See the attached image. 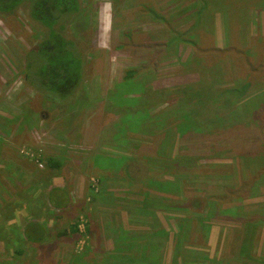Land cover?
I'll return each mask as SVG.
<instances>
[{"label": "rangeland", "instance_id": "rangeland-1", "mask_svg": "<svg viewBox=\"0 0 264 264\" xmlns=\"http://www.w3.org/2000/svg\"><path fill=\"white\" fill-rule=\"evenodd\" d=\"M84 2L90 25L74 22L88 37L83 101L70 117L53 114L25 82V60L34 58L26 51L44 30L24 8L0 14V264H85L76 253L113 250L107 216L132 230L156 216L164 264H264V74L244 95L224 93L249 83L247 55L263 58L264 0ZM65 31L76 34L70 24ZM129 70L138 73L117 89ZM173 108L202 123L185 134L172 121L151 137L121 133L127 115ZM134 156V169L149 171L139 184L125 175ZM44 157L61 166L50 170ZM58 187L66 195L53 199L71 202L62 215L45 197ZM143 205L151 221L138 211ZM28 218L50 224L34 249L14 227ZM181 220L188 229L178 240ZM64 229L63 237L54 232ZM248 236L251 257L241 254Z\"/></svg>", "mask_w": 264, "mask_h": 264}, {"label": "trees", "instance_id": "trees-1", "mask_svg": "<svg viewBox=\"0 0 264 264\" xmlns=\"http://www.w3.org/2000/svg\"><path fill=\"white\" fill-rule=\"evenodd\" d=\"M85 3L89 6V2H84V0H0V14L12 15L18 9L24 8L28 12L30 19L35 22L39 28L44 30L45 34L43 38H41L30 50L26 51V53H32L34 58L30 61L25 60V82L32 87L39 96L42 95L49 105L53 104V106H51L53 114L57 113L60 117H65L64 113L67 117H70L72 112L74 110L76 111L77 106L80 107V103L83 101L82 93L79 94V91L84 84L86 52L88 50L86 44L88 43V37L85 34L86 29H76L74 22H76V24L77 21L84 23L86 27L90 25L88 19L90 13L87 9L88 7H84V5H86ZM67 24L73 26L77 35L74 34V37H72L69 32L65 31ZM83 41H85V43ZM249 55L250 56L247 55L245 57L251 73L249 83H246V87H242L241 85L232 86V88L230 87L225 90L224 93L229 97H232L233 94L244 95L246 90L251 86L250 84L253 81V76L257 73L264 74V54L261 60H257L255 55ZM35 68L38 69L36 72ZM137 73V70L127 71L122 84L118 85L117 89L119 87H127L129 85V80L135 77ZM200 85L201 82L191 87L197 90V86ZM185 89V92L188 90L190 91L189 87ZM207 90L206 93L208 94H212L211 92L215 93V89L213 88H207ZM201 91L203 92V89ZM176 92L178 95L184 93L178 92L177 90ZM202 92L193 93L201 95ZM247 98L248 105L251 103L252 97ZM172 111L168 109L154 116L141 115L139 113L127 115L122 119V127L125 129L124 132L122 131L121 133L141 134V129H144L150 132L143 133V135L146 134V136L151 137L152 134L158 133L164 129L167 122L172 121L177 132L185 134L193 131V129L196 130L198 126L192 128L193 124L199 125L202 123L199 121L198 117L194 118L190 114L185 115L184 113H180L179 108L174 109V112ZM194 112L193 110L191 113ZM209 119L211 118H208V116L204 118L205 123H208ZM116 127L119 129L121 126ZM126 159L129 165L126 168L125 175L129 181L138 184L144 182L149 174L148 168L145 169L142 167L139 170H135V164H139V159L135 156L134 159ZM181 160L182 158H179L176 162L182 163ZM44 162H46L50 170H57L61 166L60 162L55 161L51 157H44ZM97 182L100 187L98 185L92 187V191H95V196L99 195L102 190L101 179H97ZM46 199L54 207L60 208L59 206H61V204H55L53 202L52 192L47 194ZM146 206L147 205L141 206L138 211L143 214V217L147 220L146 222H148L151 220L147 218L148 212ZM191 207L194 210H198L199 204L194 200ZM105 218L104 227L112 240L113 250L98 256L97 252L86 249L81 253H76L75 257H77V259H84L83 262L85 264H90L93 260L97 262V264H164L162 250L167 241L164 240V231L161 229L156 216H154V221L146 223V228L142 230L127 229L121 223H113V219L109 216ZM184 222V220H181L179 225L182 233L177 238L178 240L185 235L188 229ZM198 222L203 223V219L199 218ZM251 226L252 228L254 227L253 224ZM16 232L19 234V239H24L27 244L29 243L31 245L30 248H33V246H42L48 239L47 230L43 225L36 222L26 223L21 227L18 226ZM178 240H176V242H178ZM250 244L249 236L243 241V244L241 243V254L243 256H252ZM91 255H93V258H90ZM175 264H186V261H175Z\"/></svg>", "mask_w": 264, "mask_h": 264}, {"label": "crops", "instance_id": "crops-1", "mask_svg": "<svg viewBox=\"0 0 264 264\" xmlns=\"http://www.w3.org/2000/svg\"><path fill=\"white\" fill-rule=\"evenodd\" d=\"M89 158V157H88ZM65 189L64 188H61V187H58V188H55V189H53V190H49L48 191V193H46L45 194V197H47V194H49L50 192H52V198H53V196H54V193H56V192H62V194L63 195H66L65 194V191H64ZM43 197L41 196V199H42ZM48 201V200H47ZM49 202V201H48ZM53 202L55 203V204H61V206H59L60 208H56V207H54L50 202H49V206L51 207V208H53L54 210H55V212L56 213H59L60 215H62L63 213H65V211H66V209L67 208H69L70 206H71V202H70V200H68V202L66 201V199H65V201L63 202H56L54 199H53ZM69 206V207H68ZM56 219V218H55ZM31 222H36V223H39V224H41V225H43L44 226V228L47 230V226L45 225V224H47V225H50L49 223H42L41 221H39V220H37V218H28V219H25L24 221H23V223L21 224V225H16V224H14V225H16V226H14V225H8L7 223H6V225L8 226V227H11V226H14V227H16V228H18V226L19 227H21L22 225H25L26 223H31ZM56 228H57V226H56ZM55 228V229H56ZM55 232V234L58 236V237H63L64 235H66L67 234V229H64L63 231H54ZM47 233H48V231H47ZM22 241L21 242H23V243H25V244H27V242H25V240L24 239H21ZM45 243V242H44ZM43 243V244H44ZM29 244V243H28ZM28 244H27V246H28ZM42 244V245H43ZM30 245V244H29Z\"/></svg>", "mask_w": 264, "mask_h": 264}]
</instances>
